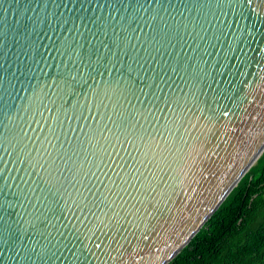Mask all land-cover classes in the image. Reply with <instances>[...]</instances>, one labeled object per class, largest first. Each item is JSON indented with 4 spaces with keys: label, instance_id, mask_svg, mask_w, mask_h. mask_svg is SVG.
I'll return each instance as SVG.
<instances>
[{
    "label": "water",
    "instance_id": "95a60500",
    "mask_svg": "<svg viewBox=\"0 0 264 264\" xmlns=\"http://www.w3.org/2000/svg\"><path fill=\"white\" fill-rule=\"evenodd\" d=\"M264 152V0H0V264H167Z\"/></svg>",
    "mask_w": 264,
    "mask_h": 264
},
{
    "label": "trees",
    "instance_id": "16d2710c",
    "mask_svg": "<svg viewBox=\"0 0 264 264\" xmlns=\"http://www.w3.org/2000/svg\"><path fill=\"white\" fill-rule=\"evenodd\" d=\"M167 264H264V152Z\"/></svg>",
    "mask_w": 264,
    "mask_h": 264
}]
</instances>
